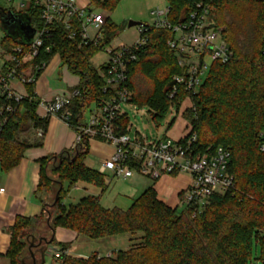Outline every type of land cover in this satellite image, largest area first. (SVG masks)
<instances>
[{
	"label": "trees",
	"instance_id": "16d2710c",
	"mask_svg": "<svg viewBox=\"0 0 264 264\" xmlns=\"http://www.w3.org/2000/svg\"><path fill=\"white\" fill-rule=\"evenodd\" d=\"M198 1L166 0L168 21L173 24L184 21ZM119 2L95 0L92 4L112 12ZM210 16L222 29L232 55L227 63L211 65L196 95L189 96L179 89L172 100L168 99L174 85L171 78L181 70L167 46L172 33L151 26H146V44L137 49V60L128 67L127 87L132 93L131 103L149 106L151 119L156 124L171 108L178 114L182 103L189 100L191 107L182 116L190 133L196 135L193 149L203 152L207 148L222 147L228 151V172L234 178L235 190L211 197L200 211L183 208L179 213L157 198L153 186L133 199L126 210L104 208L100 197L107 188L106 177L85 166L88 140L82 138L73 149L41 159L34 196L42 211L38 217L17 218L10 230L11 241L5 255L8 264H25L21 255L26 238L49 239L50 226L91 240L129 237L124 250H115L110 255L94 252L88 257L68 255L63 264H252L253 240L262 247L259 260L264 264V152L259 149V134L264 131L261 55L264 0H215ZM27 17L31 26H40L36 11ZM50 31V39L45 42L50 50L41 52L35 62L48 64L58 55L61 64L79 78L75 88L78 94L68 107L71 116L67 121L79 133L90 106L108 97L102 91L104 82L90 60L117 36L118 27L106 17L97 45L83 43L80 28L74 22L72 38L71 31L60 23L53 24ZM4 41L11 46H26L7 35ZM25 90L27 98L15 105V113L0 133L2 173L16 168L27 149L41 146L40 139L30 141L26 136L38 130L43 136L48 125V118L37 115L39 99L34 93V84H27ZM116 126L119 135L126 133V115L118 118ZM77 182L100 189V194L86 195L64 206L62 202L68 192L64 190V183L70 189Z\"/></svg>",
	"mask_w": 264,
	"mask_h": 264
},
{
	"label": "built area",
	"instance_id": "2783aa9c",
	"mask_svg": "<svg viewBox=\"0 0 264 264\" xmlns=\"http://www.w3.org/2000/svg\"><path fill=\"white\" fill-rule=\"evenodd\" d=\"M0 12L6 13L1 4ZM11 4L9 9L18 16L28 15L31 11L38 13L40 26L32 27L35 34L29 45H8L4 39L0 42V133L9 118L15 113V105L19 104L28 94L18 93L14 88L17 84L25 89L27 84H35L37 78L46 68L43 61L35 62L42 52L47 53L50 47L45 44L50 39V27L55 23L62 24L72 38L73 22L80 28L81 41L97 45L102 38V28L105 17L94 14L90 9L96 8L92 4L95 0H85L80 5L75 0H5ZM103 1V0H98ZM215 0H200L194 4L193 10L184 21L177 24L168 21L169 7L158 9L157 19L151 27L163 29L172 33V39L167 46L173 51L179 75H174V83L168 99L172 100L179 89L189 96L197 94L210 67L214 63H227L231 59V52L223 38L222 29L212 21L211 10ZM97 9V8H96ZM88 10V13H86ZM214 25V26H212ZM88 28L97 31L94 37L88 34ZM148 28L138 27V40L132 46H106L101 51L106 60L100 67V76L104 82L103 93L106 99L101 100L88 116H84L83 126L77 133L76 143L82 138L98 139L113 148L111 157L101 168L112 173L114 178L129 180L134 175L157 181L163 175L176 176L185 174L190 177L188 189L184 192L180 206L200 211L215 195L232 193L235 190L234 178L228 172L229 152L222 147L207 148L203 152H196L193 145L196 135L189 132L176 141L164 139L149 141L147 139H130L126 133L119 135L116 122L122 115L121 104L131 103L132 93L127 87V74L130 64L137 60L136 51L146 44ZM6 36V35H5ZM261 55L264 62V32L262 34ZM78 92L73 90L69 97H56L45 103L39 100L37 108L42 107L45 116L57 117L66 122L71 114L68 110L72 100ZM173 109V108H171ZM42 136V131H37ZM261 140L259 149L264 152V131L259 134ZM0 189V194L3 193ZM49 245L45 254L48 252ZM51 258L57 264H63L68 256L66 249H55Z\"/></svg>",
	"mask_w": 264,
	"mask_h": 264
},
{
	"label": "crops",
	"instance_id": "0c3cea01",
	"mask_svg": "<svg viewBox=\"0 0 264 264\" xmlns=\"http://www.w3.org/2000/svg\"><path fill=\"white\" fill-rule=\"evenodd\" d=\"M60 64L61 61L59 56L55 55L53 58H51L46 68L37 78L34 84V93L36 97L45 103H48L47 101H53V99L56 97H69L79 83V78L77 76L74 75L75 77L72 78L65 76L67 81H69L70 86L67 87L66 90L60 92L62 94L60 96L58 95L56 89L46 88V85L48 86L49 78L53 74L55 76L57 70L59 71V81L61 80V76L63 75L62 70L60 68ZM14 88L17 90L22 89L24 93L26 91L25 89L20 88L17 84L14 85ZM65 93H67L68 96H66L67 94ZM183 105H185V103ZM189 107H191L190 102L186 104L183 111ZM40 110L43 114L42 117H44L45 112L42 107L37 108V115L39 116L38 111ZM39 117L41 118V116ZM47 120L48 125L42 137L37 136L38 132H35L34 135H31L33 137L32 140H41V146L27 149L24 152L23 158L21 159L19 165L10 172H0V189L4 190L3 193L0 194V264L8 263L5 255L7 253L11 241L10 230L15 225L17 218H33L38 217L41 214V204L34 196L35 189L39 182L41 159L58 156L64 151H69L73 149L74 145L76 144L77 133L72 130L66 122L62 121L57 117H48ZM189 130L190 127L187 123L186 130L184 131V133L174 138L177 140L181 139L189 132ZM105 147V156L101 152L98 153L96 150V146L93 144H91V147L88 146V154L90 152L89 150L91 149L92 154L99 156L102 155L103 159H107L112 155L113 148L107 143ZM103 163L104 160L103 162L101 161V163H99L88 155L84 159L85 166L92 170L98 171L99 173H101L100 168ZM106 173L111 176L110 180L105 179L107 187H109L112 184V179L118 178H114L112 173L109 171H105L102 174L106 175ZM141 180L148 181L146 182L145 186H143V190H141L140 188ZM122 181L126 182V184L119 188L116 187L114 195L117 197H132L131 201L138 197L148 187H150L147 185L151 183L149 182L150 179L139 175H134L129 180ZM152 182L153 184L151 186H153L154 190L156 191L157 198L166 205H168L170 208L177 209L178 207H180V200L184 192L189 187L190 177L185 174H179L176 176L163 175L157 181ZM80 184L81 185H76L74 187L76 189H82L83 196H81V198L86 195H97V192L95 193L94 191L88 189V186L90 185H86L84 183ZM78 239L79 236L67 230L58 228L55 230L54 238L56 245H52V247H54L55 249L65 247L69 256L79 257L80 254H78V250H74V254L72 253V249L75 247V244ZM104 243H106V241ZM114 247L116 248L114 249ZM114 247L110 248L109 251L111 252L106 251V253H109L108 255H110L113 251L118 249V246L115 245ZM50 264H56L52 258L50 260Z\"/></svg>",
	"mask_w": 264,
	"mask_h": 264
},
{
	"label": "rangeland",
	"instance_id": "374dc122",
	"mask_svg": "<svg viewBox=\"0 0 264 264\" xmlns=\"http://www.w3.org/2000/svg\"><path fill=\"white\" fill-rule=\"evenodd\" d=\"M80 5H84L85 0H75ZM1 4L4 6V8L7 10L6 14L8 17H0V42L5 38L6 31L7 30H17V26L15 24L14 17L17 16L13 10L9 9L11 7V4L6 2L5 0L1 1ZM167 6L166 0H120L118 5L112 10V12H107L103 9L99 8H92L90 9L92 13L94 14H101L103 17H108L109 22L115 26L118 27V33L117 36L111 41L109 46L116 47L119 45H125V46H132L137 40H138V27L133 28H127V23L129 21H134L141 23L143 25L151 26L154 24L155 20L157 19L156 12L158 9H164ZM86 13H88V10H86ZM104 27L102 28L103 31ZM97 31L93 30L92 28H88V34L92 38L95 36ZM54 57V56H53ZM52 57V58H53ZM106 56L103 52H99L97 55H95L92 60L91 64L92 66L97 70L99 74L100 73V66L105 61ZM60 68L62 70L61 80L59 81L58 78V70L56 72V75L54 74L49 78L48 80V86L46 85V88H52L56 89L58 92V95H62L60 92L63 90H66L67 87L70 86L69 81H67L66 77H75L73 74L69 72L67 67L65 65L60 64ZM101 77V76H100ZM22 88L21 86H19ZM17 90V89H16ZM18 93L24 94V91L22 89L17 90ZM67 94V93H65ZM68 96V94L66 95ZM49 102V101H47ZM185 103V105H183ZM189 103V100H185L182 105L181 109L179 110L178 114L175 112V109H169L166 115L161 119L157 124L154 123L151 119V110L149 106H138L134 103H127V104H121V113L125 114L128 118V127L129 131L127 133L128 137L130 139H136V138H142L147 139L149 141H156L160 139H164L165 137H168L169 139L176 141L174 137L184 133L186 130V124L187 121L185 118H183L182 113L183 109L186 106V104ZM95 108L94 105H91L90 108L86 111L85 116H88L89 110H93ZM39 116L42 117V111H38ZM29 140L33 141L32 136H26ZM91 144L96 146V150L98 153H102L104 156L106 155V152H104V148H106V143L98 140V139H90L88 141V146L91 147ZM89 157H92L99 163L101 161L105 162V160L109 159H103L102 155H94L91 152V149L89 150ZM106 180H110L111 176H109L108 173L105 175ZM146 182L145 180H141L140 188H144ZM149 185L151 186L153 182L150 180ZM126 182H123L121 179H112V184L105 189V191L101 194L100 197V204L104 208H119L122 210H126L130 204H131V198L129 196H123V197H117L114 195L116 191V187H122ZM81 185L80 182H77L72 185L70 189H68V184L64 183L63 187L64 190L68 192L66 193V197L63 199L64 206H68L70 204L76 203L81 196H83L82 189H76L74 186ZM107 185V184H106ZM89 190L97 192V195L100 194V189L88 186ZM146 188V187H145ZM140 192V191H139ZM142 192V191H141ZM54 193V192H53ZM54 196V194H53ZM183 207H178L177 211L180 213L182 212ZM46 236H49V234H46ZM106 239V240H105ZM106 241V243H104ZM129 241V237L127 235H121L117 237L112 238H103L98 240H91L88 238H85L83 236H79V239L77 240L75 247L72 249V253L75 250H78L79 257H88L90 254L97 252L98 254H104L108 255L106 251H109L111 247H114L115 245L118 246L117 250H124L127 248V244ZM25 247L23 249L21 258L25 259V264H31V259L29 257L28 253V247L30 243H32V237H28L25 240ZM54 246L56 244H53ZM71 248V247H70ZM116 247H114L115 249ZM53 251V247H50L48 252L45 254V264H50L51 260V253ZM262 247L260 244L255 243L253 240L252 242V264H261L262 262L259 260L261 256ZM111 252V251H109ZM114 252V251H113ZM74 254V253H73ZM8 264V263H7ZM57 264V263H56Z\"/></svg>",
	"mask_w": 264,
	"mask_h": 264
},
{
	"label": "water",
	"instance_id": "95a60500",
	"mask_svg": "<svg viewBox=\"0 0 264 264\" xmlns=\"http://www.w3.org/2000/svg\"><path fill=\"white\" fill-rule=\"evenodd\" d=\"M0 17H8L6 13L0 12ZM15 24L17 26V30L13 29L7 30L5 27L6 35L12 40L19 39L21 44L29 45L31 40L35 34V31L32 29L30 24V19L27 15L15 16L14 17ZM147 25H143L138 22L129 21L127 23V28L133 27H146ZM214 26V25H212ZM57 201V196L55 202ZM51 231V236L48 239L47 237H42L36 239L32 237V243H30L28 247L29 257L31 259V264H45V250L49 245H52V242L55 238V229L53 227H49ZM38 256V257H37ZM25 259L22 260L24 263Z\"/></svg>",
	"mask_w": 264,
	"mask_h": 264
}]
</instances>
